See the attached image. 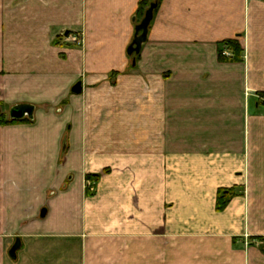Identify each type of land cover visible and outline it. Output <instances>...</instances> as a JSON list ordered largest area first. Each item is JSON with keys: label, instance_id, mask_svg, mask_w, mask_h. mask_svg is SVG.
I'll use <instances>...</instances> for the list:
<instances>
[{"label": "crops", "instance_id": "crops-1", "mask_svg": "<svg viewBox=\"0 0 264 264\" xmlns=\"http://www.w3.org/2000/svg\"><path fill=\"white\" fill-rule=\"evenodd\" d=\"M139 1L0 0V264H264V0Z\"/></svg>", "mask_w": 264, "mask_h": 264}, {"label": "water", "instance_id": "water-1", "mask_svg": "<svg viewBox=\"0 0 264 264\" xmlns=\"http://www.w3.org/2000/svg\"><path fill=\"white\" fill-rule=\"evenodd\" d=\"M156 8H157L156 3L151 4L150 7L146 10L141 22L135 26L133 41L127 49L128 56L140 54L143 44H145L147 41L148 29L153 20V17H154L153 13ZM132 21L133 23H135L136 19H133ZM65 36H67V33H65ZM132 64L134 66L135 61H133ZM71 92L73 94L80 93V85L78 84L74 86ZM33 113H34L33 107L28 106V105H18V106L13 107L10 110L9 118L10 120H13V121H21L25 118L32 121ZM0 114H1V111H0ZM43 214L44 213H42V216ZM20 247H21V243H20V240L17 238L14 244L12 245V247L10 248V250L8 251V257L11 260L13 261L16 260V255H17V252L20 250Z\"/></svg>", "mask_w": 264, "mask_h": 264}, {"label": "trees", "instance_id": "trees-1", "mask_svg": "<svg viewBox=\"0 0 264 264\" xmlns=\"http://www.w3.org/2000/svg\"><path fill=\"white\" fill-rule=\"evenodd\" d=\"M159 1L160 0H154L153 2H152V0H140L139 1L138 11H137V14L135 16V18H136V22L134 23L135 26L138 25L137 16L139 15L140 11L145 9V7H150V5L153 4V3H156L157 7H158ZM156 9H155L153 14H155ZM223 44L225 46H227L229 49H232L234 51V54H237L238 50H237L236 45L234 43L225 42ZM129 57H133V59L135 61V60H137L138 55H132V56H129ZM27 122H29V121L28 120H26V121H23V120H21V121L10 120V122H8L6 124H4L3 122H0V126L12 125V124H18V123H27ZM96 179H97L96 176H88L87 177V180L94 181ZM233 196H234V193H233V190H231V189L218 191V195H217V198H216V204H215V211L216 212H222L226 208V206L228 205V203L230 202V200H231V198Z\"/></svg>", "mask_w": 264, "mask_h": 264}, {"label": "rangeland", "instance_id": "rangeland-1", "mask_svg": "<svg viewBox=\"0 0 264 264\" xmlns=\"http://www.w3.org/2000/svg\"><path fill=\"white\" fill-rule=\"evenodd\" d=\"M154 0H152L153 2ZM149 7H145V9H143L142 11H140L139 15L137 16V19H138V24L141 22V20L143 19L144 17V14L146 12V10L148 9ZM76 34H72V36H75ZM74 38V37H72ZM75 39L78 41H80V46H78L77 44L75 45L74 42H72V40H65L66 43L71 47V48H81L83 46V38L81 36H78L76 35L75 36ZM69 41V42H68ZM238 53H240V48L238 46H236ZM234 52V51H233ZM0 111H1V115H0V122H3L4 124L10 122V118H9V107L8 105H5L4 103H1L0 104ZM28 119H25L24 121H26ZM29 121V120H28ZM28 123V122H27ZM95 181V180H94ZM94 181L92 180H88V183H87V188H88V192L90 193H93V187H92V184L94 183ZM11 226V225H10ZM14 226V225H13ZM9 233V232H8ZM14 241V238L10 237V236H4L3 239H1V248H4V251H5V248L6 246L8 247L9 244H12ZM264 241V240H263ZM4 246V247H3ZM9 259L7 257V255L4 253V262H7Z\"/></svg>", "mask_w": 264, "mask_h": 264}, {"label": "built area", "instance_id": "built-area-1", "mask_svg": "<svg viewBox=\"0 0 264 264\" xmlns=\"http://www.w3.org/2000/svg\"><path fill=\"white\" fill-rule=\"evenodd\" d=\"M75 36H72V34H69L68 36L65 37V40H72V42H74L75 45L77 44L78 46H80L81 45L80 41L79 40L77 41L75 39ZM72 37H74V38H72ZM258 100H259L260 105L264 108V96L259 97Z\"/></svg>", "mask_w": 264, "mask_h": 264}]
</instances>
